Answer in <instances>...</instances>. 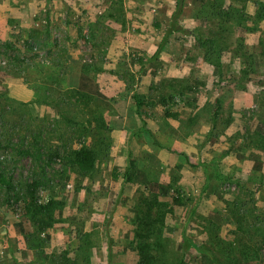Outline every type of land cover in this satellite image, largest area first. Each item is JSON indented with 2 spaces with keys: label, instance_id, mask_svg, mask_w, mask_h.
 <instances>
[{
  "label": "rangeland",
  "instance_id": "374dc122",
  "mask_svg": "<svg viewBox=\"0 0 264 264\" xmlns=\"http://www.w3.org/2000/svg\"><path fill=\"white\" fill-rule=\"evenodd\" d=\"M240 1L227 5L241 8ZM175 2L0 0V43L12 42L26 54L20 64L0 49V119L37 132V124L59 117L64 107L43 101L45 95L79 87L94 94L92 108L100 106L107 124L100 130L108 142L96 149L97 164L87 177L71 170L61 178L60 160L47 168L40 202L56 198L64 204L58 224L47 231L46 253L77 249L79 237L89 233L97 241L92 264H137V209L157 200L164 213L160 264H264V19L253 22L264 0H247L248 29H236L219 67L201 46L214 32L206 24L207 0H186L178 30L171 31ZM48 24L46 42L59 44L52 55L29 35ZM81 30L90 42L80 38ZM239 37H244L242 52ZM250 59L255 71L243 73ZM83 64L101 71L81 80ZM47 68L58 70L59 79L42 81ZM134 94L146 102L141 116ZM170 96L176 118H167L160 103ZM218 100L222 108L213 119ZM4 131L0 125L8 137ZM85 138L91 143L92 134ZM41 141L54 147L78 144L58 132L43 134ZM40 167L0 146V171L13 173L16 193L34 178L43 179ZM178 191L181 205L173 203ZM15 201V193L1 191L0 264H48L28 248L24 204L18 201L13 211L8 203ZM185 239L198 248L184 251Z\"/></svg>",
  "mask_w": 264,
  "mask_h": 264
},
{
  "label": "trees",
  "instance_id": "16d2710c",
  "mask_svg": "<svg viewBox=\"0 0 264 264\" xmlns=\"http://www.w3.org/2000/svg\"><path fill=\"white\" fill-rule=\"evenodd\" d=\"M186 0H176L175 11L171 19V31L178 30L179 18L183 13ZM229 0H207L208 4V17L207 26L212 25L214 32L212 37L204 39L201 46H205L207 49L206 57L209 60L219 62L218 66H221L220 60L223 54L224 48L230 49L231 38L234 32H238L236 29L241 27L242 29H248L245 25L247 17L244 13V9L247 7V0H242L241 8L234 5L232 2L227 5ZM257 13L253 22L257 24L264 19V2H260ZM49 23V21H48ZM234 23V25L232 24ZM210 24V25H209ZM245 24V25H244ZM157 28L161 26L156 24ZM236 30V31H235ZM257 30L253 28L252 31ZM35 33V35H33ZM30 38H37V45L43 49H47V54H53V47H59V44H48L47 39L50 35V25H46V29L40 31L29 32ZM80 38L86 42H90L88 36H86L82 30L80 31ZM166 38V37H165ZM244 37H239V47L237 50L242 52L245 49V45L241 43ZM1 55L15 63H26L25 53H22L21 49L12 42L0 43ZM163 42L158 47V50L154 54V58H157L161 52ZM261 46V44L259 43ZM97 47L96 45H94ZM227 49V50H228ZM25 54V55H24ZM244 57L251 58L252 55H248L244 52ZM248 65L243 69V73L246 71H255L256 61L247 60ZM59 66L61 61L59 60ZM65 71L66 77H68L67 68L61 66ZM101 67L94 64H83L80 79H89V75L94 71L99 73ZM89 76V77H87ZM91 78V77H90ZM101 96V95H100ZM46 99L43 100L47 103H54L55 108L58 104L63 105L58 110L59 117L54 118L49 123L44 124L46 121H42L38 125L37 132L31 130L27 125L20 129L16 124L8 125L2 118L0 119V125L4 127L9 136L0 133V146L9 150H14L17 156L31 157L37 162L42 164L40 167V173L42 178H34L33 181L24 189L22 193H16V187L14 185L13 173H3L0 171V194L1 191H6L7 194L15 193L16 201L14 203H8L13 211H16L19 207L18 201L24 204V234L27 246L29 249L36 251L37 255L45 258L48 264H92V250L95 248L97 241L94 240L95 234L84 233L79 237V246L77 249L70 250L64 249L60 253H46L44 247L50 240L48 230L58 224L59 217L62 212L63 204L56 198H52L49 202L43 204L40 202L38 196V190L42 186V180L47 177V168L51 167V164L60 160L61 171L56 172L61 178H64L68 171H75L79 176L87 177L92 171H94L97 159L98 148L101 144H106L108 139L105 133L100 130L106 131L107 124L103 120L101 115V108L97 105L95 108L92 106L95 101L93 93L84 91L81 88H70L62 90L60 96H54L50 93L45 95ZM136 112L139 116L142 115V108L146 105V102L142 100L138 94L133 95ZM6 101L8 99H5ZM169 100H174V97L170 96L168 99H163L160 103L165 108V116L167 118H176L178 113L169 108ZM40 101V100H39ZM38 101L34 102L37 103ZM97 102V101H96ZM101 105L102 103L99 102ZM221 101L218 100L213 110V119H216L221 111ZM144 121V120H143ZM102 123V124H101ZM47 125V127H46ZM20 130H23L22 133ZM60 133L61 138L68 136L73 141L78 142L76 147H70L65 142L60 146H48V143L41 141L42 135H51L54 133ZM92 134L91 143H86L85 135ZM2 137H5L6 143H3ZM17 137V142L14 138ZM5 144V145H3ZM18 145L20 147H18ZM108 148V147H107ZM97 149V150H96ZM46 150V151H44ZM132 178L128 177V182H131ZM264 185V184H263ZM158 190L159 186L156 187ZM157 194V192H155ZM178 196L174 197L173 203L176 205L183 204V199L180 197V192H177ZM157 200H153L152 203L145 202L139 209H137L135 219V239L137 240V252L139 254V260L137 264H160L162 262V255H159V248H162L160 241V232L164 225L163 208L157 205ZM259 219V217H258ZM264 223V219H263ZM45 234L43 237L42 234ZM264 243V242H263ZM181 248L184 251H189L192 248H198L197 244L192 241H183ZM155 249H158L156 251ZM158 252V255L156 254ZM186 253V252H185ZM179 264H182L179 263Z\"/></svg>",
  "mask_w": 264,
  "mask_h": 264
},
{
  "label": "crops",
  "instance_id": "0c3cea01",
  "mask_svg": "<svg viewBox=\"0 0 264 264\" xmlns=\"http://www.w3.org/2000/svg\"><path fill=\"white\" fill-rule=\"evenodd\" d=\"M53 75V77H51ZM43 78L42 81H49V80H58L59 79V71L55 70L54 71H50L48 68L45 69V71L43 72V74L41 75Z\"/></svg>",
  "mask_w": 264,
  "mask_h": 264
}]
</instances>
